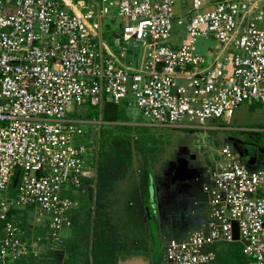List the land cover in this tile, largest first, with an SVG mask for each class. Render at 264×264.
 Listing matches in <instances>:
<instances>
[{
  "label": "built area",
  "instance_id": "2783aa9c",
  "mask_svg": "<svg viewBox=\"0 0 264 264\" xmlns=\"http://www.w3.org/2000/svg\"><path fill=\"white\" fill-rule=\"evenodd\" d=\"M106 2L125 19L113 34L115 51L102 39ZM175 3L0 0V264L59 246L76 206L64 193L94 175L96 148L71 143L81 129L67 117L70 103L117 104L129 92L151 125L188 130L225 129L239 103L264 104V0H190L180 16ZM181 17L186 37L170 47L172 20ZM206 33L216 40L207 58L193 46ZM243 131L262 135L261 159L250 167L221 145L201 185L205 219L185 238L164 242L153 264H213L229 242L239 243L246 264H264V125ZM9 187L15 205L34 208L32 240L7 219Z\"/></svg>",
  "mask_w": 264,
  "mask_h": 264
},
{
  "label": "rangeland",
  "instance_id": "374dc122",
  "mask_svg": "<svg viewBox=\"0 0 264 264\" xmlns=\"http://www.w3.org/2000/svg\"><path fill=\"white\" fill-rule=\"evenodd\" d=\"M84 1L85 6L89 8H95L96 3H101V0ZM212 1L206 0L207 3ZM107 6L108 13L100 19L102 39L110 50L115 51L118 44L114 41L113 34L118 32L125 19L117 15L115 5ZM183 6L185 9L189 8L186 2ZM181 19L180 24H177L175 19L172 20L170 36L165 41L170 47L180 46L186 37L185 19L182 17ZM215 45L216 40L208 33L196 36L193 42L194 52L205 58L210 56V51L215 49ZM141 53V48L133 49L134 56H140ZM115 105L118 115L114 121L94 124L80 122L81 133L76 134L71 143L96 148L94 158H89L95 160L99 154V146L103 143L116 137L128 142L130 161L126 171L129 173L131 183L125 188L127 182L120 178L121 180L114 184L111 192L105 196L111 226L110 234L115 236L112 247L115 251L120 249L119 245H127L125 248L128 249H139L144 244L141 239H146L150 251L157 256L165 239L169 237L181 239L204 220L206 202L201 191L199 174L194 179L192 174L184 178L186 170L198 171L202 160L212 163L222 144H227L238 155L239 145L248 140V133L243 129L264 125V104L254 100L239 103L229 124L225 125L226 128L217 130H188L151 125L149 119L144 117L134 104L129 92ZM77 108H84L90 112L91 118L98 117L96 114L98 108L88 103H83L79 107L70 103L67 117H78ZM79 117L83 118L84 115ZM88 168L94 171L95 167L91 166L90 162ZM144 177L149 179L140 187L139 180ZM133 190L136 195L131 193ZM3 196L10 200L7 204L8 209H14L18 216H23L35 227L39 226L33 221V206L14 204V188H7ZM71 197L81 202L78 211L80 214L75 218L72 228V234L75 233V236H70L63 242L61 251L55 250L54 253L50 251L51 256L48 260L44 263L42 260L39 264H86V256L78 251L87 252L88 249V243L84 238L88 234L83 225L90 221L93 194L85 185L84 192L75 190ZM220 252L241 254L238 242L220 245L217 254ZM221 254L213 264H222L223 259H218ZM226 258L229 259V256Z\"/></svg>",
  "mask_w": 264,
  "mask_h": 264
},
{
  "label": "trees",
  "instance_id": "16d2710c",
  "mask_svg": "<svg viewBox=\"0 0 264 264\" xmlns=\"http://www.w3.org/2000/svg\"><path fill=\"white\" fill-rule=\"evenodd\" d=\"M98 151L99 154L94 162L95 174L93 177V187L90 188L93 194V206L90 211V221L88 224L83 225V229H86L85 232L88 234V236H84V238L88 243L87 246L90 252L91 264H115L114 261L116 256L113 255L115 248L112 247L115 236L110 234L111 226L108 220V207L105 201V196L111 192L113 183L125 173L126 167L130 161V146H128V142L123 138L116 137L103 143L102 146H99ZM89 179H87L88 183H90ZM146 181H144L143 178H140L139 186L141 187ZM83 185L85 187L87 184H82L80 187ZM134 190L131 192L132 194H135ZM72 193L73 192L71 191H66L64 195L73 199L71 197ZM137 196H139V193ZM73 211L71 210L69 213V220L72 225L76 218L73 215L71 217ZM10 217L15 219L17 225L25 232L23 236L27 237L29 240L31 239L30 234L32 232L37 233V228H32L31 222L25 220L23 216H18L14 209H9L7 211V219H10ZM131 223L134 224V222ZM118 247H120V249L123 248L122 245H119ZM50 251L54 250L51 249L47 252L39 251L36 255L39 256L37 261L41 263L43 260L44 263L45 260H48L47 256H51ZM220 254L221 252L217 254L216 258ZM36 256H33L28 252L26 255L16 259L13 264H35L33 262L36 260ZM226 256H229V259H227ZM218 259H223L222 264H246L247 262L245 256L238 252H224Z\"/></svg>",
  "mask_w": 264,
  "mask_h": 264
},
{
  "label": "crops",
  "instance_id": "0c3cea01",
  "mask_svg": "<svg viewBox=\"0 0 264 264\" xmlns=\"http://www.w3.org/2000/svg\"><path fill=\"white\" fill-rule=\"evenodd\" d=\"M203 1H206V0H203ZM190 3V0H176V3H175V7H174V10H175V15L176 16H180L182 14V12H184L186 9L184 8V3ZM177 23V22H176ZM178 24V23H177ZM180 24V23H179ZM116 105L112 102H110L109 100H104L100 106H98V110L96 112V114L98 115V117H94V118H91L89 117L90 115V112L88 111H85L84 108L80 109V112H79V115L78 117H76L80 122H83V123H86V124H94V123H109V122H112L116 119L117 115H118V111H117V107H115ZM84 115L83 118L79 117L80 115ZM115 118V119H114ZM223 145V144H222ZM96 159V158H95ZM94 162L95 160H91V165H94ZM210 162H204L202 160V163H201V167L200 169L198 170V172H194L193 173V177L196 178V175L199 174V179H200V186L202 185L203 182H206V174H207V170L209 169V166H210ZM252 164L254 166H256V162L253 161ZM252 165V167H253ZM251 167V165H250ZM95 171V170H94ZM95 174V173H94ZM136 174V173H135ZM130 175H132L130 173ZM149 175V174H148ZM94 177V175H93ZM93 177H91L89 180H90V183H88L87 179L84 180V183L83 184H87V186H89V188L93 187ZM129 173L128 171H125V173L120 177L121 179H123V182L126 181V186L125 188L129 185V183H131V178H129ZM132 177V176H131ZM120 178H118L114 183H113V186L114 184H116L119 180H121ZM193 178V179H194ZM149 179V178H147ZM146 177L143 178L144 181L147 180ZM134 187V186H133ZM88 188V189H89ZM80 193L81 192H84L85 190V187L84 185L80 188V189H77ZM202 191V189H201ZM203 193V196H204V200L206 202V209H205V217H206V211H207V208H208V204H207V194L206 192L202 191ZM74 199V198H73ZM75 200V199H74ZM82 201V200H81ZM76 202V206L72 209L73 213L71 214V217L72 215L75 216V217H78L80 212V206H81V202L80 201H77L75 200ZM204 217V219H205ZM202 222H200L201 224ZM71 224V223H70ZM69 224V226H70ZM74 225V223H73ZM73 225L71 224V226L69 227H66V228H63L61 230V243L59 244V246H57L56 248H53L52 250H58V251H61L62 248H63V242L68 239L70 236L73 237L75 236V233L72 234V228H73ZM200 225H198L199 227ZM197 227V228H198ZM72 234V235H71ZM187 235V234H186ZM186 235L183 237L185 238ZM170 238H173V237H169L167 239H165L164 242H166L168 239ZM181 238V239H183ZM174 239H178V238H174ZM144 244L142 246L139 247V249H128V248H125L127 247V245L123 246L122 249H119L117 251H113V255L116 256L115 258V261L114 263L115 264H153V262L155 261V259L158 257L155 256L149 249V242L146 240V239H141ZM140 242V241H139ZM141 243V242H140ZM163 245V244H162ZM162 248V246H161ZM36 248L32 249L29 251L30 254H32L33 256H36L39 251H48V250H51V249H48V248H45L44 246L41 247L39 250H35ZM53 251V252H54ZM78 251V250H76ZM79 253L81 254H84L86 256V264H91V259H90V252H89V248L87 249V252H84V251H78ZM66 253V252H64ZM39 256H36V260H34L33 263L35 264H39V262L37 261V258ZM47 258H49L47 256Z\"/></svg>",
  "mask_w": 264,
  "mask_h": 264
},
{
  "label": "flooded vegetation",
  "instance_id": "af4514ba",
  "mask_svg": "<svg viewBox=\"0 0 264 264\" xmlns=\"http://www.w3.org/2000/svg\"><path fill=\"white\" fill-rule=\"evenodd\" d=\"M250 133V132H247ZM231 139V138H229ZM262 135L258 134L256 138H248L245 143L239 145V154L237 155L238 158L247 165H251L253 161L258 162L262 157ZM196 172L195 169L192 170H186L185 177H187L188 174H192ZM198 172V171H197ZM194 178V177H193ZM156 189V185H155Z\"/></svg>",
  "mask_w": 264,
  "mask_h": 264
},
{
  "label": "water",
  "instance_id": "95a60500",
  "mask_svg": "<svg viewBox=\"0 0 264 264\" xmlns=\"http://www.w3.org/2000/svg\"><path fill=\"white\" fill-rule=\"evenodd\" d=\"M258 134L257 133H248V138H256ZM232 238H237V228L235 222H232Z\"/></svg>",
  "mask_w": 264,
  "mask_h": 264
}]
</instances>
